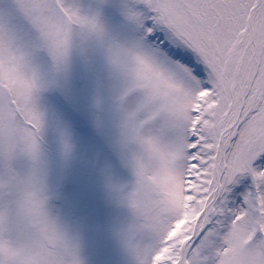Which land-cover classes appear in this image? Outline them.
I'll list each match as a JSON object with an SVG mask.
<instances>
[{"label": "snow or ice", "instance_id": "obj_1", "mask_svg": "<svg viewBox=\"0 0 264 264\" xmlns=\"http://www.w3.org/2000/svg\"><path fill=\"white\" fill-rule=\"evenodd\" d=\"M0 264H264V0H0Z\"/></svg>", "mask_w": 264, "mask_h": 264}]
</instances>
